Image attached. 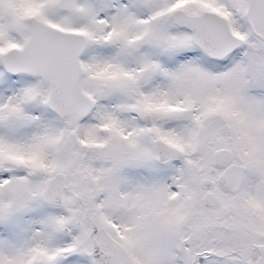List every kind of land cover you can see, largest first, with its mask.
<instances>
[{"label": "snow or ice", "instance_id": "1", "mask_svg": "<svg viewBox=\"0 0 264 264\" xmlns=\"http://www.w3.org/2000/svg\"><path fill=\"white\" fill-rule=\"evenodd\" d=\"M0 264H264V0H0Z\"/></svg>", "mask_w": 264, "mask_h": 264}]
</instances>
